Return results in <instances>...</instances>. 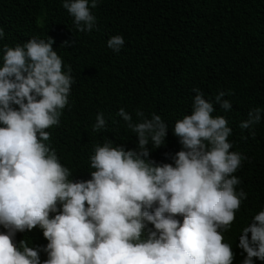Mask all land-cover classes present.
Segmentation results:
<instances>
[{"label":"clouds","instance_id":"obj_1","mask_svg":"<svg viewBox=\"0 0 264 264\" xmlns=\"http://www.w3.org/2000/svg\"><path fill=\"white\" fill-rule=\"evenodd\" d=\"M100 0H63L79 32L96 25L91 9ZM5 36L0 27V40ZM68 42L65 41L64 44ZM122 35L107 47L119 52ZM53 40L30 38L24 44L0 46V264H233L232 245L224 242L235 213L247 198L233 175L246 157L230 151L232 129L214 104L228 111L219 92L214 100L195 93L190 115L174 124L182 146L173 163L150 159L147 147L165 143L167 124L160 115L147 118L124 108L116 115L137 137L135 149L106 139L93 148L90 179L74 180L60 162L46 129L59 126L69 104L74 78L71 67L52 48ZM231 94V93H228ZM260 108L250 109L239 127L261 121ZM106 129L96 115L94 132ZM255 133L253 132L252 135ZM182 218V219H181ZM42 230L45 246L16 241L17 233ZM250 234V238H249ZM238 248L244 259L264 261V209L243 227ZM40 252L47 258L43 261Z\"/></svg>","mask_w":264,"mask_h":264},{"label":"trees","instance_id":"obj_2","mask_svg":"<svg viewBox=\"0 0 264 264\" xmlns=\"http://www.w3.org/2000/svg\"><path fill=\"white\" fill-rule=\"evenodd\" d=\"M62 2L0 0L5 33L0 46L51 38L63 71L72 69L69 104L59 126L46 129L51 139L45 143L71 170L70 179H90L94 169L89 157L95 145L108 139L126 150L137 147L136 134L116 115L118 109L131 114L134 123L140 119L136 110H141L149 119L152 113L160 115L168 126L164 145H147L149 158L173 163L172 157L182 149L174 124L191 114L192 89H200L206 100L225 92L222 99L232 108L225 111L214 104L212 115L226 118L232 129L230 151L246 157L233 175L241 180L237 190L247 198L231 230L224 233V242L235 253L233 264H241L246 253L237 247L240 232L264 209V0H100L91 9L96 25L90 32L77 31ZM115 35L125 41L119 52L107 47ZM2 55L0 51V66ZM253 108L262 109L260 123L240 128ZM101 112L106 129L94 132ZM21 239L33 247L47 244L38 227L17 233L16 241ZM40 258L46 259V253L40 252ZM253 264L264 261L254 257Z\"/></svg>","mask_w":264,"mask_h":264}]
</instances>
